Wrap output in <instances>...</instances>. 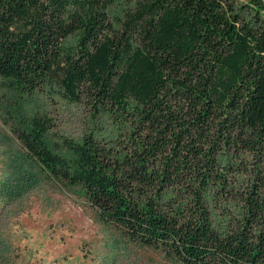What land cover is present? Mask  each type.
<instances>
[{"label":"trees","instance_id":"1","mask_svg":"<svg viewBox=\"0 0 264 264\" xmlns=\"http://www.w3.org/2000/svg\"><path fill=\"white\" fill-rule=\"evenodd\" d=\"M90 113L80 139L29 105ZM0 110L100 219L180 264H264V0H0Z\"/></svg>","mask_w":264,"mask_h":264},{"label":"rangeland","instance_id":"2","mask_svg":"<svg viewBox=\"0 0 264 264\" xmlns=\"http://www.w3.org/2000/svg\"><path fill=\"white\" fill-rule=\"evenodd\" d=\"M29 105L52 119L53 131L80 139L90 113L60 96ZM0 110V264H180L105 224L79 187L50 177L29 157Z\"/></svg>","mask_w":264,"mask_h":264}]
</instances>
